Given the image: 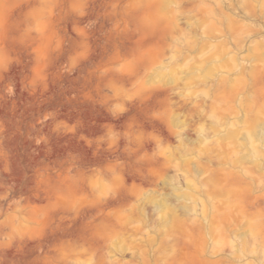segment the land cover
Here are the masks:
<instances>
[{"label": "rangeland", "instance_id": "rangeland-1", "mask_svg": "<svg viewBox=\"0 0 264 264\" xmlns=\"http://www.w3.org/2000/svg\"><path fill=\"white\" fill-rule=\"evenodd\" d=\"M263 131L264 0H0V264H264Z\"/></svg>", "mask_w": 264, "mask_h": 264}, {"label": "bare ground", "instance_id": "bare-ground-1", "mask_svg": "<svg viewBox=\"0 0 264 264\" xmlns=\"http://www.w3.org/2000/svg\"><path fill=\"white\" fill-rule=\"evenodd\" d=\"M230 82V81H229ZM231 84V83H230ZM262 126V125H261ZM264 132V131H263ZM253 133V132H252ZM251 133V135L253 136V134Z\"/></svg>", "mask_w": 264, "mask_h": 264}]
</instances>
